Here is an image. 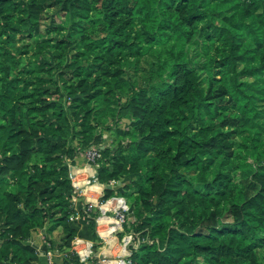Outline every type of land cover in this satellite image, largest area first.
I'll return each instance as SVG.
<instances>
[{"label": "trees", "instance_id": "16d2710c", "mask_svg": "<svg viewBox=\"0 0 264 264\" xmlns=\"http://www.w3.org/2000/svg\"><path fill=\"white\" fill-rule=\"evenodd\" d=\"M106 131L131 264H264V0H0V264L37 230L87 264L70 162Z\"/></svg>", "mask_w": 264, "mask_h": 264}, {"label": "crops", "instance_id": "0c3cea01", "mask_svg": "<svg viewBox=\"0 0 264 264\" xmlns=\"http://www.w3.org/2000/svg\"><path fill=\"white\" fill-rule=\"evenodd\" d=\"M105 136L106 140L111 142V133L105 132ZM70 169L73 175L72 182L75 187V204L77 206L80 207L87 201H93L96 203L94 212L99 216L110 214L123 199H126L125 196L120 194L104 197L107 187L114 188L116 191L123 190L124 182L121 180L102 182L98 178V180H94L93 175L96 173L95 164L87 158L83 151L70 162ZM73 224L77 229L76 236L82 238L86 243L92 242L94 244L95 255L91 259V264L95 259L98 264H101L103 255L112 256L124 252L122 239L118 238L117 232L107 230L109 228L108 223H97L98 226L93 230L90 227V219L84 216L79 217ZM102 224L104 225L100 227ZM106 227L108 228L106 229ZM33 240L38 245V260L36 264H51L54 258L59 256V253L55 251L54 256L48 255V247L42 230L34 232Z\"/></svg>", "mask_w": 264, "mask_h": 264}, {"label": "built area", "instance_id": "2783aa9c", "mask_svg": "<svg viewBox=\"0 0 264 264\" xmlns=\"http://www.w3.org/2000/svg\"><path fill=\"white\" fill-rule=\"evenodd\" d=\"M110 141H106L103 144L92 145L91 147L85 149L83 152L87 158L95 164L96 173L93 175L94 180L97 179V168L99 166L98 160L102 157V149L109 145ZM71 177L73 175L71 172ZM114 181V180H112ZM76 193H74V210L70 215L71 221H76L79 217H89L87 213L94 212L96 203L93 201H87L82 206H77L75 204ZM132 209L130 204L126 199L122 200L121 203L116 206L114 210L109 214L96 215L95 220L98 224L101 222H106L109 225V230L113 232L125 231V223L131 218ZM124 245V252L118 255H103L101 264H131V250L129 245L135 239V234L131 231H126V234L121 238ZM72 250L76 251L81 259V261L91 264V259L95 255L94 244L86 243L82 238L75 235L72 240ZM47 253L49 256H54V251L48 249Z\"/></svg>", "mask_w": 264, "mask_h": 264}, {"label": "rangeland", "instance_id": "374dc122", "mask_svg": "<svg viewBox=\"0 0 264 264\" xmlns=\"http://www.w3.org/2000/svg\"><path fill=\"white\" fill-rule=\"evenodd\" d=\"M125 125V124H124ZM126 126V125H125ZM107 133H111V138H112V131H106ZM128 140H130V136L129 135H126V136H124L123 137V139L121 140L123 143H125L126 141H128ZM132 219H134V217L133 216H131V218H130V220L128 221V222H126L125 223V231L123 230V231H119V232H117V235H118V238H122L123 237V235H125L126 234V231H130V229H128L127 228V225H129V222H131L132 221ZM105 224V223H104ZM104 224H102V225H100V227H102ZM96 227L98 226V224H97V222H96ZM106 226V225H105ZM108 227H106V229H107ZM107 230H109V228L107 229Z\"/></svg>", "mask_w": 264, "mask_h": 264}, {"label": "water", "instance_id": "95a60500", "mask_svg": "<svg viewBox=\"0 0 264 264\" xmlns=\"http://www.w3.org/2000/svg\"><path fill=\"white\" fill-rule=\"evenodd\" d=\"M109 185V184H108Z\"/></svg>", "mask_w": 264, "mask_h": 264}]
</instances>
